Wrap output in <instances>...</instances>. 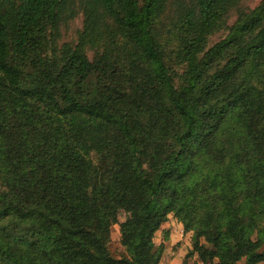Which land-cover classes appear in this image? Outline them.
Listing matches in <instances>:
<instances>
[{
	"label": "trees",
	"instance_id": "obj_1",
	"mask_svg": "<svg viewBox=\"0 0 264 264\" xmlns=\"http://www.w3.org/2000/svg\"><path fill=\"white\" fill-rule=\"evenodd\" d=\"M244 1L0 0V264H160L169 217L182 264H264V0Z\"/></svg>",
	"mask_w": 264,
	"mask_h": 264
},
{
	"label": "rangeland",
	"instance_id": "obj_2",
	"mask_svg": "<svg viewBox=\"0 0 264 264\" xmlns=\"http://www.w3.org/2000/svg\"><path fill=\"white\" fill-rule=\"evenodd\" d=\"M261 0H245L243 5L246 8H255ZM82 26V17L78 16L73 22H71L67 27L62 28L61 36L64 41L74 40L76 36V31H79ZM221 38V35H216L212 37L211 42L214 43ZM126 215L124 213L119 214V221L123 222ZM163 231H168V240L163 241L164 233ZM190 236L191 234H183L182 227L180 224L172 217H169L167 223H165L160 230L156 233L154 243L158 247L161 243L164 245V253L160 264H182L185 255L190 249ZM112 240H118L119 232L118 227H114L112 234ZM185 264H201L196 258L188 259Z\"/></svg>",
	"mask_w": 264,
	"mask_h": 264
},
{
	"label": "crops",
	"instance_id": "obj_3",
	"mask_svg": "<svg viewBox=\"0 0 264 264\" xmlns=\"http://www.w3.org/2000/svg\"><path fill=\"white\" fill-rule=\"evenodd\" d=\"M180 227H182V226L180 225ZM167 232H168V231H167ZM168 233H169V232H168ZM185 235H187V234H185ZM167 240H168V239H167ZM166 243H169V241H167ZM162 260H163V259H161V262H162ZM161 262H160V263H161Z\"/></svg>",
	"mask_w": 264,
	"mask_h": 264
}]
</instances>
